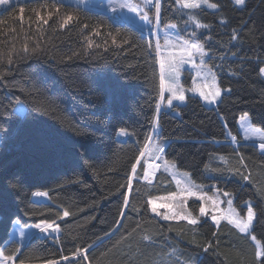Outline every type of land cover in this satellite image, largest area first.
<instances>
[{
	"label": "trees",
	"instance_id": "obj_1",
	"mask_svg": "<svg viewBox=\"0 0 264 264\" xmlns=\"http://www.w3.org/2000/svg\"><path fill=\"white\" fill-rule=\"evenodd\" d=\"M218 3V11L189 10L163 0L162 26L195 28L188 19L193 12L208 25L198 39L220 87L231 89L217 108L188 97L174 107L180 116L163 108L157 113L162 102L155 42L125 21L60 0H27L0 10V251L14 254L16 264H264L255 258L252 241L227 222L217 228L203 219L193 226L153 215L147 201L177 188L164 171L151 183L142 179L146 164L140 152L158 116L163 157L197 183L234 194L241 208L252 202L253 233L264 243V154L244 141L238 127L247 114L264 130V0H246L242 8L232 0ZM53 5L59 14L44 24L36 12L47 19ZM65 15L74 19L61 27ZM234 29L237 41L230 40ZM17 100L26 116L16 111ZM134 164L137 179L129 191ZM36 193L48 202H34ZM66 210L70 214L62 218ZM42 221H55L58 235L36 233L25 244L11 240L16 222ZM206 242L213 245L208 251ZM77 248L88 249V261L62 259Z\"/></svg>",
	"mask_w": 264,
	"mask_h": 264
},
{
	"label": "snow or ice",
	"instance_id": "obj_2",
	"mask_svg": "<svg viewBox=\"0 0 264 264\" xmlns=\"http://www.w3.org/2000/svg\"><path fill=\"white\" fill-rule=\"evenodd\" d=\"M83 3H87V0H81ZM9 3V0H0V5H6ZM232 3H234L237 6H244L246 3V0H232ZM176 4L180 9H189V10H195L200 9L202 6L206 7L208 9L212 10H219L222 6L217 2H210V0H176ZM109 7L112 9L113 12H116L118 10H124L127 9L128 12L133 13L135 16L139 18L141 22L145 26L149 27V31L151 34L155 37H159L160 33L158 31H153V28L159 29L161 26V20H160V13H161V0H140V3H131L129 0H120V2H117V0H110ZM147 7H151L155 9L154 19L150 17L149 11L146 10ZM21 12L24 11L23 8L20 9ZM59 14V8L55 5L52 6L51 10L48 12L47 19H44L40 12H36V16L38 19H42L44 24L48 23V20L52 18L53 15ZM74 17L72 15H65L63 18V23L61 27H64L69 24L70 21H72ZM188 19L193 22L196 29L200 28H207L208 25L205 23H202L198 18L197 15L193 12L190 13L188 16ZM221 24L226 23L225 20L220 21ZM83 27L87 28L88 25H83ZM167 29H176L177 25L173 23H169L165 25ZM100 32L97 31L95 35H99ZM238 34L236 30L234 29L232 32V35L230 36L231 41H237ZM112 43H116V38H112ZM123 44L129 43L127 39H124L122 41ZM163 45L165 46V49L167 51V55L163 54L161 52V39L157 38L155 40V51L157 55L160 57V59L157 61L159 64V96L160 101L163 102L165 99V92H167L168 98H167V107L172 108L174 101H179L181 103L185 102L187 97L185 95V89L180 83V74L185 65H190L192 69L196 70L195 76L198 78L200 82H197V80L194 79L193 81V87L189 89V91L193 92L196 95H199L201 99H203L206 103L213 104L216 103L217 100L221 97L222 92H230V88H221L217 81L216 73L212 71L211 67L207 65L205 57L208 56V52L205 50V43L201 42L198 38L195 32L191 34V38H186L184 36H180L179 34L176 35L175 39L173 40L172 37L168 32H165L164 38H163ZM89 47H91V44H89ZM148 47L151 49L153 47V44L151 41L148 42ZM22 51L27 53L29 52L28 46L25 44L22 48ZM35 52V49L32 50ZM235 55V53H233ZM197 57L199 58L197 62ZM7 63L11 64L13 62L11 53L7 54ZM4 62V56L2 53H0V63ZM207 69V70H205ZM260 73L264 75V68H260ZM235 75V73H232ZM18 107L17 112H19L22 116L27 115V110L20 106V101H16ZM161 108V103H157L156 110L157 113H159ZM248 119V115L244 114L240 117L241 121H246ZM156 124L158 126V116ZM249 131L253 134L252 136H245V139H254L258 141L257 147L259 148V151L261 154H264V130L252 127L249 125ZM121 135H125L123 129H121ZM147 142L145 144V148H151L154 154L155 159H160L162 153L165 152V148L163 144L158 142V138L156 142H153V137L149 136L146 138ZM232 142H236V138L233 136L231 137ZM145 155V152L142 150L140 152V156L143 157ZM140 161L137 160L136 163L138 164ZM165 170L167 171L170 167L174 168V164H170L168 161H165ZM238 163L242 167H247L246 164H244V157L240 156L238 159ZM160 167L159 164H156L152 166V172L154 173L158 168ZM237 173H240V169L237 168L235 170ZM131 172L133 176L137 175V169L136 165L134 164L131 168ZM242 179L252 182L250 174L245 175L242 174ZM186 176V174H185ZM145 179H148L149 172L148 170H145L144 172ZM176 185L178 187V191L171 192L168 197H160V199H168V200H174V199H180L183 200L184 203L177 204L175 206L171 204H161L160 207H167L171 211L169 214H164L162 216V219L165 221L167 220H184L187 221L189 225H198L201 223L200 219L196 216H193L192 212L188 211L185 207L188 198L195 197L197 201H200L201 203L198 206L199 211V217H205L209 215V209L207 207V202L211 201L212 205L218 208V202L216 199H214L211 196H208L206 193H202L200 191L199 185H193L190 183H187L181 179H176ZM128 190H132V177H129L128 184H127ZM37 195H42L41 193H37ZM232 194L228 193L227 191L224 192V196H231ZM147 203L151 206V211L155 213L156 216H160L161 213L157 210V205L154 202V200L149 199ZM247 203V202H246ZM227 204L229 206V212L226 216H218L215 213L211 215V221L214 225H216L217 228L220 226V221L222 219H227V223L230 225H233L238 231L248 239H250L253 243L254 247V255L257 260H261L264 258V243H262L261 240L257 239V236L253 234V221L256 219V211L254 210V206L250 203H247L246 207V215L241 216L233 207V201L232 199L227 200ZM129 202L127 198L124 201V207H128ZM175 208L183 209L182 211H175L173 210ZM69 212L66 210L63 212V217L69 216ZM121 216H123V213H121ZM136 227H140L137 225ZM32 229H35L39 231L40 233H43L45 235H53L59 232L60 226L55 223V221H42L40 223H35L33 225H30L28 227H25L23 225H20L18 228L19 233V242L22 244L24 241L30 239ZM116 229H113L115 231ZM134 228L132 231H135ZM131 235V232L129 233ZM55 238V237H54ZM144 240H148L149 237L145 236L143 237ZM213 245L210 242H206V246H202L204 251H208L209 248H211ZM91 247V245H89ZM16 253H19L20 248H16L14 250ZM88 251L87 248L80 249L77 248L75 252L72 253V256H63L62 259L64 261H71V260H77L78 258L82 257L83 261H88L89 257L86 254ZM5 261H11L12 264H16L15 255L9 254L5 255L3 251H0V264H3ZM19 264H32V262L29 261H20ZM46 264H59L56 260H49L46 262Z\"/></svg>",
	"mask_w": 264,
	"mask_h": 264
},
{
	"label": "rangeland",
	"instance_id": "obj_3",
	"mask_svg": "<svg viewBox=\"0 0 264 264\" xmlns=\"http://www.w3.org/2000/svg\"><path fill=\"white\" fill-rule=\"evenodd\" d=\"M24 1H27V0H9V3L6 4V5H0V10H3L5 8H8L16 3H20V2H24ZM62 2H65V3H74V4H81V5H84L85 7H91L93 9H101V10H104L106 11L107 13H110L112 14L114 17H116L118 20H122V21H125L127 23H129L130 25H132L133 27L137 28L138 30H140L143 34H145L147 37L149 38H152L155 42V40L157 38L161 39V52L165 55H167V51L165 49V46L163 45V38H164V35H165V32H168L170 34V36L172 37V39L174 40L176 35L179 34L180 36H184L186 38H191V34L193 32L196 33L197 35V38L199 37V35L201 34V30L199 29H196V28H191L190 29V25H185L184 28L179 26L178 24L176 23H173V24H176L177 25V28L172 30V29H167L164 26H160L159 29H155L153 28V31H158L160 33L159 37H155L151 34V32L149 31V27L148 26H145L143 24V22H141L139 20V18L137 16H135L133 13H130L127 11V9H124V10H118L116 12H113L112 9L109 7V3H110V0H87V3H83L81 2V0H60ZM117 2H120V0H117ZM129 2L131 3H140V0H129ZM162 3H163V0H161V9H162ZM246 4V3H245ZM237 6V5H236ZM245 6V5H244ZM244 6H238L240 8L244 7ZM96 7V8H94ZM203 7V6H202ZM206 8V7H204ZM208 9V8H206ZM146 10L149 11V15L151 18L154 19V14H155V9L154 8H151V7H147ZM208 10H211V11H216V10H212V9H208ZM160 17H161V13H160ZM190 29V30H188ZM200 32V33H199ZM211 57V56H210ZM160 59V57H159ZM199 58L197 57V62H198ZM205 60H206V63L208 66L211 67V65L209 64V54L208 56L205 57ZM212 69V67H211ZM207 70V69H205ZM213 72H215L213 69H212ZM195 72L196 70L192 69L190 65H185L181 71V74H180V83L181 85L183 86V88L185 89V95L187 97L186 101L181 103L179 101H174L173 102V107L172 108H169L167 107V98H168V93L165 92V102L161 103V108H163L164 110H173V113L175 116H180V113L179 111H175L174 110V107L177 105V106H184L187 101H188V97H197L199 98L205 106L209 107V108H217L218 104L220 103L222 97L224 94L228 93V92H222V95L221 97L217 100L216 103H213V104H209V103H206L203 99H201L199 97V95H196L194 94L193 92L189 91V89H191L193 87V81L194 79L197 80V82H200L198 80V78H196L195 76ZM216 73V72H215ZM217 76V74H216ZM264 77V75H263ZM217 81H218V84H219V79L217 77ZM220 85V84H219ZM249 125H251L252 127H255L253 124H252V121H251V118L250 116H248V119L246 121H241L239 120V123H238V127H239V132L241 134V136L243 137V139L246 141V142H249V143H255V144H258V141L254 140V139H245V136H252L253 134L249 131ZM160 128H158L157 126L154 127L153 129V132H152V137H153V142H156L157 141V138H158V142L163 144L164 148H165V145L164 143L162 142V140L160 139ZM228 136L231 137L230 133L228 132ZM234 143V142H233ZM237 144L234 143V147L236 148ZM145 152V155L142 157V159L144 160L145 164H146V170H148L149 172V177L148 179H145L144 175H143V181L144 182H153V180L155 179V176L157 175L158 172L160 171H164L166 173H168L171 178L173 179L175 185H176V179H181L187 183H190V184H193V185H199L200 187V191L202 193H206L208 196H211L213 197L214 199L217 200L218 202V208L213 206L211 201L207 202V207L209 209V215L208 216H205V217H199V211H198V206L194 207V208H191L190 204L192 202H195V203H198L200 204L201 202L200 201H197L195 199V197H191V198H188L187 200V203L185 205V207L187 208L188 211L192 212L193 216H196L200 219V221H202L203 219H209L211 221V215L213 213H215L216 215L218 216H226L229 212V206L227 204V200L228 199H232L233 201V205L232 207L241 215V216H245L246 215V207H247V203H250L251 205H253L252 202H247L246 204L243 205V207L241 208L240 206H238L237 204V200H236V196L232 193L231 196H224V192L221 191V190H218V188L216 186H212V185H203V184H200V183H197L191 176L190 173L188 172H185V171H182L178 168V166L175 164V163H171L169 162L170 164H174L175 167L174 168H169L167 171L165 170V161H167L164 157H163V153L160 154L161 155V158L160 159H155L154 158V154H153V151L151 150V148H145L143 150ZM156 164H159L160 167L153 173L152 172V166L156 165ZM186 174V176H185ZM137 179V175L136 176H132V183ZM176 188H177V191L179 190L177 185H176ZM43 194V193H41ZM36 196L37 194L34 196V200H36ZM44 198L42 201H46V196L45 194H43ZM160 197H168V195L166 196H160ZM160 197H157V198H154L152 200H154V202L156 203L157 205V210L161 213L160 216H156L155 213H153V215H155L156 217H159L162 219V216L164 214H169L170 213V209L167 208V207H160L161 204H171L173 206L177 205V204H182L184 203L183 200H180V199H174V200H168V199H160ZM42 201H39V202H42ZM175 211H182L183 209H180V208H175L174 209ZM164 220V219H162ZM172 220H176V219H172ZM212 222V221H211ZM223 222H227V219H222L220 221V224L223 223ZM256 222V219L253 221V228H254V224ZM22 225L20 224L19 222H16L15 223V226H14V229H13V233H12V239L14 240H17L19 242V233H18V228L19 226ZM233 226V225H232ZM25 227H28V226H25ZM33 233H38L42 236H45V234L43 233H40L39 231L35 230V229H32V232H31V236ZM254 234V233H253ZM258 239V238H257ZM28 240L24 241L22 244H25ZM20 243V242H19ZM3 264H12L11 261H5L3 262Z\"/></svg>",
	"mask_w": 264,
	"mask_h": 264
},
{
	"label": "bare ground",
	"instance_id": "obj_4",
	"mask_svg": "<svg viewBox=\"0 0 264 264\" xmlns=\"http://www.w3.org/2000/svg\"><path fill=\"white\" fill-rule=\"evenodd\" d=\"M43 199H45L44 196H43V194H42V195H37V196H36V200H37V201H42Z\"/></svg>",
	"mask_w": 264,
	"mask_h": 264
}]
</instances>
